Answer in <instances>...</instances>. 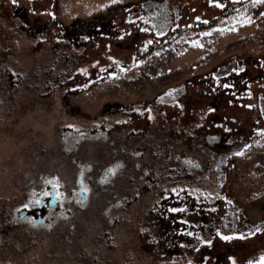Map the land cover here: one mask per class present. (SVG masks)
I'll return each mask as SVG.
<instances>
[{"label": "flooded vegetation", "instance_id": "af4514ba", "mask_svg": "<svg viewBox=\"0 0 264 264\" xmlns=\"http://www.w3.org/2000/svg\"><path fill=\"white\" fill-rule=\"evenodd\" d=\"M24 1L0 0V264H133L135 257L145 264L264 263V249L249 250L241 236L237 238L239 245L233 242L234 249L242 248L241 252L232 251L229 243L224 251L195 255L190 192L196 195L194 198L202 199L198 202L199 222L210 228L213 221L219 222V207H227V212L230 207L225 186L227 172L223 166L220 171H210L209 174L215 175V188L206 190L201 175L189 178L191 167L199 171L201 167L187 163V152L176 157L167 143L170 159L166 163V155L156 145L151 146L145 140L139 142L146 125L136 114L153 109L157 114H165L168 107L176 105V112L182 116L181 89L176 101L167 99L158 103L160 96H157L150 102L120 105L114 110L117 115L131 114L138 124L134 137L127 134L120 143L100 124L90 127L91 121L98 120L97 114L92 116L80 110L68 99L98 79L135 66L139 57L167 42L165 37L161 39L147 23H141V28L150 33H146L141 49L137 50L139 46L135 49L131 38L126 36L135 25L127 8L125 13L114 10L100 19L79 17L64 23L51 16L50 8H46L49 0L41 4L40 0ZM128 5L137 7L133 10L137 12L147 3ZM44 11L48 12L46 17ZM141 12L145 17V12ZM11 40L19 45L17 50ZM98 46H109L113 54L107 55L109 61L105 62L99 54H90L100 52ZM29 48L34 54L31 63L20 57L21 50L27 53ZM38 50L52 51L50 61H37ZM93 58H96L93 72L89 68L79 74L73 70ZM232 74L231 69L215 77L209 74L217 83H229V90L223 89L220 95H230V99L236 93ZM256 78L262 80L264 72ZM256 80L241 79L250 85ZM249 83L242 85L244 90H238V95L250 93L246 92ZM63 86L66 89L59 88ZM60 90L66 99L64 103L57 100ZM212 99L216 101L219 97ZM213 100L210 109L216 120L212 124L224 129L229 125L217 122L222 109ZM47 131L49 138L45 137ZM222 133L218 130L213 136L203 134L207 144L204 147V141L201 148L216 154V163L233 162L232 154L229 159L226 152L217 154L213 147L223 142ZM161 157L164 161L160 163ZM168 167L186 170V175L173 179L168 189H163L157 186L152 172ZM207 196L211 202L210 198L214 199L212 205L205 200ZM210 217L215 219L209 221ZM228 217L223 216L226 221L231 220ZM240 219L232 220L245 227L248 226L245 222L254 224L245 216ZM221 232L228 234V230ZM219 239L218 234L204 238L212 242L214 250L222 248L218 247ZM185 246H188L186 253ZM233 256L236 262L230 260Z\"/></svg>", "mask_w": 264, "mask_h": 264}, {"label": "rangeland", "instance_id": "374dc122", "mask_svg": "<svg viewBox=\"0 0 264 264\" xmlns=\"http://www.w3.org/2000/svg\"><path fill=\"white\" fill-rule=\"evenodd\" d=\"M22 1L25 2L24 0ZM43 1L40 0L39 3L41 4ZM138 1H146L147 3L145 8L141 10L145 12V17L141 15L142 12L140 10L137 12L133 11L137 7L133 5L127 6V4H135ZM194 1H199V3ZM220 1L223 6L210 5L207 10L204 8L199 10L203 7L201 5L208 3L206 0H49V6L45 7L50 8L49 11L53 13V15L51 14L52 17L57 16L64 23L79 17L87 20L91 18L100 19L111 15L110 11L114 12V10L125 13L124 9L127 8L132 22H135V25H132V30L138 32V30H141L140 24L143 23L142 25H144V23H147L149 28L151 27L156 33L160 34L161 39L165 37L167 42L154 48L144 57H139L140 60L138 59L135 66H130L128 70L117 72V75L114 74L115 76L110 75V77L105 76V78L98 79L89 88H84L85 90L83 89L82 92L78 91V93L71 94L68 99L71 103L78 105L80 110L92 116L97 114L96 119L100 121H91L90 127L100 124L104 131L113 133V138H115L117 143H120L126 140L127 134L132 138L134 137L138 132V124L131 114L119 113L117 115L114 110H118L120 105H138L141 102H150L153 99L155 100L157 96H160L158 103H162L167 99L176 101L177 97H179L178 92L181 89L182 116L176 112L178 108L176 105L168 107L165 114L159 113L161 117H158L159 114L154 109L145 110L144 113L140 111L139 115L136 114L143 120V124L146 125L143 138L139 142L141 143L145 140L151 146L156 145L159 150L163 151L164 156L166 155V163L170 159L166 153L167 148L165 146L167 143L170 144L176 157H182L185 154L184 152H187V163L190 165L191 163L199 164L201 167L200 171L191 167V171H188V176L189 178L194 175L196 177L198 174L205 178L202 184L206 190L215 188L213 186L215 175L214 173L209 174V172L214 171V169L215 171H220L222 166L223 169L225 168L227 172L225 182L228 194L227 199L232 204L230 205L227 202V205L230 206L228 207V212L227 207H223V205L219 207V215L217 217L223 218V216L228 214V218H231V221H229L230 219L228 220L229 222L223 218L226 221V226L223 227H228L229 231L227 235L221 232L222 236L219 237V243L222 241L227 245L238 241L239 234L233 237L234 235H231V232L236 233L237 231L231 226H235L237 223L235 222L234 224L233 220H239L242 216L255 223L250 227L251 231L260 230V232H264V121H255L254 127L251 128L248 122L244 123L245 115H243L245 111L246 113L249 111L247 109H252V112L257 115L261 110L264 114V105L261 106L259 103L260 100L264 104V96L259 100L257 99L258 91L264 92L263 84L260 82L262 80L264 82V78L262 80L256 78L257 75L260 76L264 72L262 71L264 70L262 69L264 68V0L243 2L237 10L231 8V6L229 7L231 4L237 5V0ZM190 2L195 4L191 6L189 5ZM198 4L201 7L196 9V11L200 15H196V11L194 15L192 11ZM225 6L227 7L226 10L223 9ZM38 13L40 14V12ZM47 15L48 12L44 11L43 16L46 17ZM182 16L184 17L181 19ZM141 18H144V20ZM147 32L148 34L150 33L149 30ZM10 42L15 45L16 50L19 48L18 44H14L12 40ZM98 47L101 48L100 46ZM116 47L113 45L112 48L116 49ZM141 47L142 43L139 44L137 50H140ZM109 50V46L108 48L106 46L101 48L102 52H100L103 55L98 50L97 52L92 51L90 54H99L107 62L111 59L107 55H113ZM141 51L146 52L145 50ZM37 53L39 55L36 60L44 63L50 61L52 57V51L50 50L46 52L45 50H38ZM33 55L29 48L27 53L21 50L20 57L22 61L30 60L29 62L31 63ZM95 59L93 58L92 62H81L78 68L74 67L73 70L78 74L87 72L90 69L93 72L96 67ZM110 64L113 65V63ZM237 64H239L238 66L246 64L248 68L243 74L244 79L245 76L251 81L257 79L251 82V85L246 89V92H253V96L250 99H247L248 97L246 96H249L247 93H242L245 99L238 101L230 99V95H220L223 93V89L228 88L229 90L230 85L228 82L217 83L218 81L214 79L215 74H220L227 68L233 69L232 72L237 75L238 71L234 69ZM210 73L214 77L209 76ZM83 76L85 75L83 74ZM59 88L64 90L66 86ZM63 90L59 91L58 94L61 96L57 100L58 102L62 100L64 103L66 99L62 97ZM212 97H219L222 111L219 112L221 117H218L217 122L223 124V126L224 124L229 125L224 126V129L218 126L215 127L212 124L213 120H216V117L212 115L213 110L210 109L211 105L209 104ZM259 107L261 108L258 109ZM228 112L234 113L239 117L234 120L231 116L232 114ZM165 118H167L166 121ZM83 119L86 118L84 117ZM61 120L63 121V118ZM249 122L253 121L249 120ZM211 127L215 128L214 133L210 131L212 130ZM218 130L223 132L221 134L223 142L221 143L222 145L213 144V147H215L217 154L222 155V153L226 152L229 159L230 154H232L234 163L230 162V160L221 163L217 161L216 163L214 162L216 154L201 148L205 141L202 138L203 134L213 136L217 134ZM45 135L46 138H49V131L45 132ZM160 135L163 136L161 137ZM161 140L164 143H161ZM46 143L49 144V141ZM206 144L207 142L204 147ZM163 161L164 159L161 157L160 163ZM190 165H188V168ZM185 172L186 170L168 167V169L158 168L152 172V175L154 178L156 177L158 187L168 189V184L173 179L186 175ZM198 197L201 196L199 195ZM146 198L150 200L149 197L146 196ZM190 199L192 210L190 217H192L194 225H197L200 224L198 222L200 217L198 215V211L200 212L198 202L202 199L192 197V192L190 193ZM210 199L212 202L207 201V203L212 205L214 199L212 197ZM212 210L217 211L215 208H212ZM214 219V217H210L209 221ZM215 225V223H212L211 226ZM194 232V241H196V243L194 242L195 254L206 253L203 250L208 247L207 241L204 240V238L209 237L206 233L207 231H202V233ZM182 233L188 239L191 238L190 234H185L183 231ZM255 236L260 239L262 237L259 236V233ZM256 247L264 249V242L258 243L257 246L252 248L250 247V250ZM186 250H188V246L183 248L184 253H186ZM138 258L132 259L133 264H145L144 261L141 263V259ZM234 259L235 257L233 256L230 260L236 262Z\"/></svg>", "mask_w": 264, "mask_h": 264}, {"label": "trees", "instance_id": "16d2710c", "mask_svg": "<svg viewBox=\"0 0 264 264\" xmlns=\"http://www.w3.org/2000/svg\"><path fill=\"white\" fill-rule=\"evenodd\" d=\"M208 3H206V5H201V6H203L201 9H199V10H202L203 8L204 9H206L207 10V8H210V5H215V6H221L222 5V3H221V1L220 0H217V1H213V0H206ZM224 1H226V2H228L227 0H224ZM247 1H249V0H237L236 1V3H237V5L236 4H231V5H229V7L231 6V8H233V9H237L239 6H241V4L243 3V2H247ZM194 2H198L199 3V1H194ZM239 3V4H238ZM193 4H195V3H193ZM192 4V2H190V4L189 5H193ZM197 4V3H196ZM220 4V5H219ZM226 5V4H225ZM199 4L198 5H196V7H195V9H193V11H192V14H194V12L196 11V9H198V8H200L201 7ZM223 6V5H222ZM227 6V5H226ZM223 7V9L224 10H226L227 9V7ZM214 8V7H213ZM215 9H217V8H215ZM197 13V14H196ZM196 15H200L199 14V12H197L196 11ZM194 14V15H195ZM185 16V15H184ZM184 16H182L181 17V19L184 17ZM196 17V16H195ZM147 31H146V29L144 30V27L142 26V28H141V30L139 31L138 30V32L136 31H134V30H131V32H130V34L129 35H126V36H128L129 38H131V41L133 42V46H134V48L136 49V47H138L139 46V44H141V41H143V40H145L146 39V37H147ZM125 35L123 36V38L124 37H126ZM141 40V41H140ZM137 44V45H136ZM239 64H237L236 66H234V69H237L236 71H238V74L236 75V74H232L233 76H232V81H233V84H234V86H235V88H234V92H236L235 94H234V96H233V100H240V99H243L244 98V96H242V93L243 94H245L244 92H241L240 93V95H238V90H244V89H241V87H242V85H244V87L246 86V85H248V83H243L242 81H241V79L243 80V81H245V79H244V77H243V74H245V70H248V68H247V66H246V64H240V66H238ZM228 69V68H227ZM230 70V68L228 69V71ZM231 70H233V69H231ZM243 77V78H242ZM246 77V76H245ZM260 82H262V81H260ZM238 84H239V87H238ZM263 84V88H264V83H262ZM249 85H250V83H249ZM237 86V87H236ZM259 92V94L257 95V99L259 100V99H261L263 96H264V92H260V91H258ZM249 96H246V97H248L247 99H250L251 98V96H253V92L252 91H250V93L248 94ZM245 99V98H244ZM212 98L210 99V102H209V104H211V102H212ZM213 102L217 105V106H219V100L217 99L216 101H214L213 100ZM259 103L261 104V106H263L264 104H262L261 102H260V100H259ZM221 106V105H220ZM261 107H259L258 109H260ZM247 110H249V111H247V113H246V111H245V113H243V115H245V118H244V120H245V124L248 122V124L250 125V127L252 128V127H254L253 126V124H255L256 122L255 121H264V114H263V112L260 110V112H258V115L256 114V113H253L252 112V109H247ZM259 111V110H258ZM233 118H234V120H237V117H239L238 115H231ZM239 120V119H238ZM249 120H252L253 122H249ZM191 193V192H190ZM196 196V195H195ZM194 196V193L192 192V197H195ZM202 198V197H201ZM206 201H209V198L207 197V199H205ZM221 220H222V222H221ZM229 220V219H228ZM229 221H231V220H229ZM228 221V222H229ZM194 222H195V220H194ZM199 222V221H198ZM200 224H197V225H194L193 224V227H194V229H193V232L194 233H202V231H207L206 233L209 235H213V234H215L216 235V237H217V234H218V236L219 237H221L222 236V233H221V231L223 230H228V227H222V226H226V221H224L223 220V218H219V222L218 223H216V222H213V223H215L216 225L215 226H211L210 228L207 226V225H205V224H201V222H199ZM254 223V222H253ZM225 224V225H224ZM235 224V223H234ZM245 224H247L248 226L247 227H245V225L243 226V225H239V223H236L235 224V226H231V227H233V229L234 230H236L235 232L236 233H234V232H231L232 234L231 235H234L233 237H235L236 235H238V237H240L241 236V238L243 239V240H245L247 243H248V246L249 247H253V246H257V244L258 243H263L264 242V232H260V230H255V231H251L250 230V227H252L254 224H252V225H250L249 223H246L245 222ZM202 225L205 227V229H203L202 228ZM229 225V224H228ZM214 227V228H213ZM213 228V229H212ZM229 231V230H228ZM259 233V236H262L261 237V239L259 238V237H257V236H255L256 234H258ZM202 235V234H201ZM196 236V235H195ZM224 237V236H223ZM195 239V238H194ZM223 240V239H222ZM263 241V242H262ZM195 243H196V241H194ZM212 243V242H211ZM211 243L207 240V245H208V247H206V249L205 250H203L204 252H206V253H208V252H210V251H213V252H216V253H218V251H220V250H222V251H224L225 250V246H226V244H224L222 241L219 243V245H218V247H222V248H220V249H218V250H214V248H213V246L211 245ZM232 244V246H233V248H232V251H235V252H241L243 249L242 248H236V249H234L235 248V246H236V244L237 245H239V242L237 241V243L235 244V243H231ZM228 245V244H227ZM251 248H248L249 250L251 249ZM206 253H204V254H206ZM200 254H202V253H200ZM195 255H197V254H195Z\"/></svg>", "mask_w": 264, "mask_h": 264}, {"label": "water", "instance_id": "95a60500", "mask_svg": "<svg viewBox=\"0 0 264 264\" xmlns=\"http://www.w3.org/2000/svg\"><path fill=\"white\" fill-rule=\"evenodd\" d=\"M237 9H238V8H237ZM237 9H236V10H237Z\"/></svg>", "mask_w": 264, "mask_h": 264}]
</instances>
